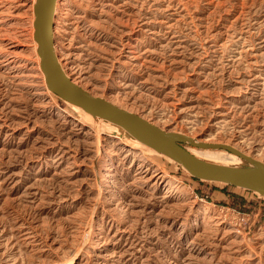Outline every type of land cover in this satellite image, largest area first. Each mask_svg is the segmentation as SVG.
<instances>
[{"label": "rangeland", "instance_id": "374dc122", "mask_svg": "<svg viewBox=\"0 0 264 264\" xmlns=\"http://www.w3.org/2000/svg\"><path fill=\"white\" fill-rule=\"evenodd\" d=\"M35 3L0 0V264H264V195L49 88ZM54 37L93 95L264 163V0H58Z\"/></svg>", "mask_w": 264, "mask_h": 264}, {"label": "water", "instance_id": "95a60500", "mask_svg": "<svg viewBox=\"0 0 264 264\" xmlns=\"http://www.w3.org/2000/svg\"><path fill=\"white\" fill-rule=\"evenodd\" d=\"M58 0H36L35 37L41 58V69L49 88L62 99L75 104L93 116L123 127L127 136L165 154L182 165L194 177L240 186L264 195V163L246 155L232 145L197 141L194 138L163 129L139 114L119 107L109 100L95 96L68 77L60 64L55 48V11ZM184 143L205 149L232 152L256 169H244L207 161L193 154Z\"/></svg>", "mask_w": 264, "mask_h": 264}, {"label": "bare ground", "instance_id": "6f19581e", "mask_svg": "<svg viewBox=\"0 0 264 264\" xmlns=\"http://www.w3.org/2000/svg\"><path fill=\"white\" fill-rule=\"evenodd\" d=\"M58 3V2H57ZM56 10H57V5H56ZM55 15H56V11H55ZM54 22H55V19H54ZM54 30H55V27H54ZM63 70H64V68H63ZM64 72L67 74V76L68 77H70V78H72L73 79V81L75 82V83H77L75 80H74V78L72 77V76H70L65 70H64ZM44 77V76H43ZM78 84V83H77ZM79 85V84H78ZM79 107V106H78ZM91 114V113H90ZM94 117H96V118H99V117H97V116H94ZM103 119V118H102ZM103 120H105V121H108V122H110V124H112V125H115V127L117 128V131H120L119 129H123V130H125L123 127H121V126H119V125H117V124H114L112 121H109V120H106V119H103ZM155 124V123H154ZM119 128V129H118ZM126 131V130H125ZM122 132V134H123V136H120V137H122V138H125V137H128L129 138V136H127V132ZM119 134V133H118ZM120 135V134H119ZM132 138V137H131ZM134 141H136L135 140V138H132ZM136 143H138L137 141H136ZM212 150H220V149H212ZM229 152V151H228ZM193 153V152H192ZM232 153V152H231ZM194 154V153H193ZM196 155V154H195ZM236 155V154H235ZM197 157H199V158H201V159H204V160H207V159H209V160H221V161H226V162H228V163H237L238 162V159L236 158V157H234V156H231V155H229V154H222V153H216V152H213V153H199V154H197L196 155ZM238 156V155H237ZM239 157V156H238ZM241 158V157H240ZM209 160H207V161H209ZM246 161V160H245ZM211 162H214V161H211ZM247 162V161H246ZM215 163H219V162H215ZM248 164H250L252 167H245V166H235V165H229V164H225V165H229V166H234V167H238V168H244V169H256L257 168V166L256 165H254V164H252V163H249V162H247ZM220 164H224V163H220Z\"/></svg>", "mask_w": 264, "mask_h": 264}]
</instances>
